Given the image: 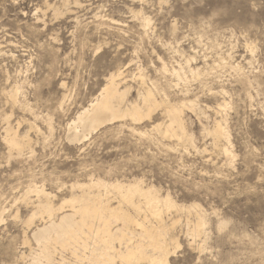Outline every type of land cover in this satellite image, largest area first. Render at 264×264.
<instances>
[{
    "label": "rangeland",
    "instance_id": "374dc122",
    "mask_svg": "<svg viewBox=\"0 0 264 264\" xmlns=\"http://www.w3.org/2000/svg\"><path fill=\"white\" fill-rule=\"evenodd\" d=\"M64 1L0 0V219L2 209L13 207L0 221V264H26L22 254L35 248L32 231L42 222L37 218L28 227L34 208L24 200L34 182L61 204L71 196L73 183L90 177L143 179L161 194L170 193L178 204H196L206 211V233L195 239L187 236L186 213L162 215L178 243L168 247L169 253L176 245L181 250L178 257L169 255L168 262L264 264V0H70L69 11ZM139 12L151 19L147 33ZM248 45L255 51L247 50ZM177 50L194 57L193 67H220L219 56L228 54L230 65L217 67V74L199 81L190 77L175 88L178 82L163 75L159 56L169 68L178 69V62L186 61ZM231 63L242 65L246 75L230 69ZM139 66L174 101L198 100V116L186 109L195 145L187 149L174 139L140 136L164 120L160 111L142 125L125 120L81 143L70 141L68 123L119 67L127 68L125 75L133 86L130 101L138 98L140 80L134 75ZM17 83L24 86L39 117V133L30 129L36 120L31 112L8 101L6 92ZM221 88L233 101L227 111L236 155L233 165L221 151L225 143L203 135V125L211 128L220 119L215 108L222 102L217 93ZM7 118L21 138L29 136L33 154L27 148L20 157L11 156L4 140ZM48 118L55 126L53 135L45 123ZM30 198L37 200L35 193ZM190 219L194 222L195 216ZM219 222L227 226L219 229Z\"/></svg>",
    "mask_w": 264,
    "mask_h": 264
},
{
    "label": "bare ground",
    "instance_id": "6f19581e",
    "mask_svg": "<svg viewBox=\"0 0 264 264\" xmlns=\"http://www.w3.org/2000/svg\"><path fill=\"white\" fill-rule=\"evenodd\" d=\"M131 1L144 2V0ZM75 4L81 5L80 2H75ZM69 5L70 0H65L64 6H66L67 11L70 10ZM138 14L142 16L143 29H150L151 19L144 16L142 12ZM111 21L113 23L117 22ZM1 46L0 43V48ZM248 49L251 52L255 51L251 45H248ZM181 53H183L181 58L185 59L186 64H183L185 65L183 66L182 63L179 64L178 62V69L175 67L169 68V65L159 56L163 75H170L178 82L174 85L175 88H178L183 82H190V77L197 78L196 81H199L201 76L217 74L218 66L213 65L215 67L208 68V65L204 63L207 68L195 66L196 64L193 67L194 57L187 55L184 50ZM220 55H223V53ZM226 56L230 57L231 55ZM228 57L219 56L217 62L221 65H230L226 62ZM235 64L231 63L229 68L242 76L246 75L244 68L241 67L242 65ZM126 70V67H119L115 72H112L99 94L94 97L95 99L90 101L91 103L84 107L76 118L74 117V120L68 123V139L78 144L92 138L100 129L125 120L131 121L135 126L142 125L151 121L153 114L160 111L164 120L154 123L149 130L138 134L144 138L150 136H157L158 138L159 136L163 139H174L179 146L183 145L184 148L194 146L196 137L188 129L186 109L195 112L198 100L184 98L174 101L168 90L161 86L156 81L157 79L149 78L145 74V69L139 66L138 73L134 75V77L138 76V80H140L137 91L138 98L130 101L133 86H130L129 81H127ZM61 86L65 87V83H62ZM23 88L24 86L18 83L13 84L6 92V96L9 103L14 107L25 110L24 112L27 111V113L31 112L36 120L33 124H30V129L32 128L31 130H36L39 133L40 130L36 126L39 117L34 112ZM186 93H189V91L186 90ZM217 93L222 96V102L218 103L215 108L221 114L220 119L214 118L215 121L211 128L203 125V135L211 136L216 144L223 141L225 144L221 151L226 155L230 164L233 165L236 155L235 150L233 151V137L227 118V111L232 106V100L230 93L224 88H221ZM66 97L64 100H66ZM63 104L61 103V107H63ZM195 113L197 115V112ZM9 119H6L7 127L4 130L6 133L4 140L9 147L11 156L16 153L20 157L27 148L31 149L33 154L32 142L29 136L21 138L19 132L11 126ZM45 123L48 124L47 127L53 135L55 126L52 119L48 118ZM131 130L137 133L138 129L133 127ZM46 136L48 137V133ZM47 137L45 138L47 139ZM50 137L52 136L48 138L50 139ZM90 178L85 183H73L71 185L73 191L71 196L63 199L61 204L55 203L54 196L52 193L47 192L45 186H38V184H34L35 182L25 192L24 200L29 204H33L32 207L34 208L33 214L26 222L28 227H32L37 218H40L42 222L41 226H37L32 231L35 248H31L29 255L22 254L26 264H138L143 260L148 264H169L168 247L171 244L178 243L175 238L170 237L171 227L162 217L165 212L176 211L179 214H187L189 219L186 226L187 236L195 239L206 233L209 223L208 215L206 211L200 209L199 205H180L170 193L163 195L158 187L151 184L147 185L143 179L139 178L130 181ZM77 189L79 190L78 193L75 191ZM33 193L36 194V201H30V194ZM11 208L1 210L0 221H3L4 215ZM192 215L195 216L194 222L190 219ZM154 219L156 221H153ZM226 226L227 223L219 222V229Z\"/></svg>",
    "mask_w": 264,
    "mask_h": 264
},
{
    "label": "snow or ice",
    "instance_id": "6c2138e0",
    "mask_svg": "<svg viewBox=\"0 0 264 264\" xmlns=\"http://www.w3.org/2000/svg\"><path fill=\"white\" fill-rule=\"evenodd\" d=\"M176 247V251L174 252V253H169V255L170 256H173V255H175V256H179V255H181V250H180V248H179V245H176L175 246ZM169 264H180V261L177 259L175 262H173V261H169Z\"/></svg>",
    "mask_w": 264,
    "mask_h": 264
}]
</instances>
